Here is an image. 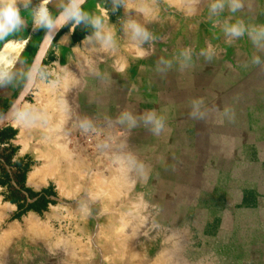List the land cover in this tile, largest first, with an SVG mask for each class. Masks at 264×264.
Here are the masks:
<instances>
[{
  "label": "crops",
  "instance_id": "0c3cea01",
  "mask_svg": "<svg viewBox=\"0 0 264 264\" xmlns=\"http://www.w3.org/2000/svg\"><path fill=\"white\" fill-rule=\"evenodd\" d=\"M15 3L23 23L0 39V49L18 45L14 64L0 61V116L49 29L36 26L41 0ZM69 3L46 7L54 20ZM81 8L94 31L78 41L76 21L52 31L29 93L42 106L25 142L41 141V162L24 189L14 165L0 175V264H51L54 229L56 264H264V0ZM233 25L243 34L227 31ZM148 113L162 119L159 134ZM19 125L0 127L15 132L1 148L21 149ZM25 188L43 191L45 210L17 216L37 198Z\"/></svg>",
  "mask_w": 264,
  "mask_h": 264
},
{
  "label": "clouds",
  "instance_id": "9594fccd",
  "mask_svg": "<svg viewBox=\"0 0 264 264\" xmlns=\"http://www.w3.org/2000/svg\"><path fill=\"white\" fill-rule=\"evenodd\" d=\"M49 2L50 0H41V4L34 14L37 27L43 24V26L55 31L68 20L74 19L76 23H80L81 20L85 18V14L83 13L81 6L86 2V0H70L69 6L65 7L60 16H58L55 20L52 19L46 7ZM0 4H4V6L0 7V39H3L5 35L16 29L23 23V21L15 0H7L6 3H4V0H0ZM222 7V3L212 5L213 10ZM237 7H240L238 3L233 4L232 10L235 11ZM96 23L98 24V21ZM131 26L136 36H142L144 40L149 38L148 32L142 29L139 25L132 24ZM227 31L234 36H240L243 34V28L239 25H233L227 29ZM255 62L259 63V60L257 59ZM143 119H145L146 122L154 124L152 131L156 134H159V132L164 128L162 119L156 118L155 113H148L145 117H143Z\"/></svg>",
  "mask_w": 264,
  "mask_h": 264
},
{
  "label": "rangeland",
  "instance_id": "374dc122",
  "mask_svg": "<svg viewBox=\"0 0 264 264\" xmlns=\"http://www.w3.org/2000/svg\"><path fill=\"white\" fill-rule=\"evenodd\" d=\"M40 69H41V65L39 67V73H40ZM35 80H36V78H35ZM35 80H34V82H35ZM33 85H34V83H33ZM29 96H31V97H29V100L26 99L23 103L25 105H27L28 107L33 108L34 112L37 113L38 110L42 106V101L36 99V97L34 95L30 94ZM23 103H22V105H23ZM44 103L45 104L50 103L49 107L51 109H53L54 111L57 108V102L56 101L44 102ZM22 105H21V107H22ZM21 107H20L19 113L17 114L19 116V118H21L23 116L21 114V112H22L21 111V109H22ZM17 115L13 116L12 120H11V122H13L15 124H20L19 125V129L21 131H20V134H19L18 138L20 140V144H21L22 147H21L20 150H17V151L20 154H24L25 152H28V154H31V156L28 157V159H29L28 161L30 163L39 164L41 162V159H42V155H41V151H42L41 141L37 140V141H32V142H30V141L25 142V136H26V132L25 131H27V128L25 126L26 123L24 124L22 122L23 121V117H22V121L20 122V120H18L19 118H18ZM20 115H22V116H20ZM17 148L19 149V147H17ZM57 151L58 150L56 148H52L51 149V155H53L55 158L57 157ZM7 152L8 151H5V150H3V148L0 147V171L3 174H5L6 176H8L9 174H13V171H14V170H12V168L10 169L9 164H7L6 161H5V157L4 156L7 154ZM261 153H262L261 155L264 156V150L261 151ZM30 159H31V161H30ZM11 167H12V165H11ZM16 171H17V174H19V170L16 169ZM51 232H52V234H51ZM49 236L50 237L52 236V238H51L52 244H50V246H49L50 247V255L54 258V260L53 261L51 260L50 262H51V264H56V254H57L56 250L58 249V245L56 244V241H57V239H56V230L55 229L54 230H50ZM61 248H62V246H61Z\"/></svg>",
  "mask_w": 264,
  "mask_h": 264
},
{
  "label": "trees",
  "instance_id": "16d2710c",
  "mask_svg": "<svg viewBox=\"0 0 264 264\" xmlns=\"http://www.w3.org/2000/svg\"><path fill=\"white\" fill-rule=\"evenodd\" d=\"M73 22H75L74 19L72 20H68V22H66L64 28H68ZM77 28H79L81 30V32L79 34H76L77 32ZM94 31V27L88 23L86 17L81 20L80 23H78V25L76 26V29L74 30V41H78L80 39H82L86 34H91ZM14 130L12 128L7 129L6 132H1L0 133V144L2 143L1 141H3L4 139L8 140L10 138V136H12L14 134ZM3 150L8 151L7 154L4 156L5 157V161L7 164L9 165H14L16 167L17 170H19V174H17V182L18 184H20V188L24 189V176L25 173L29 170V167L31 165V163L29 161L23 162L22 160H16L15 162L12 163L11 159L12 156L15 154V152L17 151V147H12L9 146L8 148H4ZM0 175L6 176L5 174H3L0 171ZM1 183H7L6 180H2ZM25 190L27 191L29 196L32 197H36V200H34L31 203H28L25 207L22 208V210L18 211L17 216H19L21 213L27 211V210H33V211H42L45 210L47 207V201L45 199L41 198V194H43V191H39V192H35L29 188H25ZM46 193V192H44ZM21 198L19 196H17V198H14L13 196L10 197H6L5 200H9L11 202H17L19 203V200Z\"/></svg>",
  "mask_w": 264,
  "mask_h": 264
},
{
  "label": "water",
  "instance_id": "95a60500",
  "mask_svg": "<svg viewBox=\"0 0 264 264\" xmlns=\"http://www.w3.org/2000/svg\"><path fill=\"white\" fill-rule=\"evenodd\" d=\"M68 6H69V4L66 5V7H68ZM63 10L61 12H63ZM61 12L55 17V19L58 16H60ZM51 34H52V30L48 29L46 35L43 37V39L39 45L37 52L35 53V55L33 57L27 78H26L21 90L19 91V93L16 97L13 106L11 107V109H9V111H7L2 116H0V127L6 123L11 122L12 117L19 113L22 103L26 100L28 94L30 93V91L32 89V85H33L32 83H33L34 77L36 75H38V73H39V67L41 65V60L43 57L44 49H45L46 45L48 44L49 40L51 39L50 38ZM14 105H15V108H14Z\"/></svg>",
  "mask_w": 264,
  "mask_h": 264
},
{
  "label": "bare ground",
  "instance_id": "6f19581e",
  "mask_svg": "<svg viewBox=\"0 0 264 264\" xmlns=\"http://www.w3.org/2000/svg\"><path fill=\"white\" fill-rule=\"evenodd\" d=\"M172 1H175V2H179V0H172ZM190 1H192V0H190ZM202 2V1H201ZM184 3V2H183ZM150 9V8H149ZM147 10V9H146ZM148 11H151V10H148ZM151 13V12H150ZM37 76V75H36ZM36 76L34 77V80H35V78H36ZM34 80H33V83H34ZM32 83V84H33ZM33 86V85H32ZM45 90H47V89H45ZM14 108H15V105H14ZM22 109H21V114L23 115H20V116H22L23 117V121H22V117L21 118H19V116H18V120H20V122L22 121L24 124L25 123H29L35 116H36V113L34 112V109L33 108H31V107H28L27 105H25L24 103H23V105H22V107H21ZM13 111V110H12ZM65 129V128H64ZM64 142V141H63ZM57 143V142H56ZM76 147V146H75ZM24 148V147H23ZM51 168V167H50ZM75 170V169H74ZM38 171V170H37ZM116 173V172H115ZM35 174V173H34ZM29 176V175H28ZM123 176V175H122ZM94 179V178H93ZM103 181H105V180H103ZM108 183V182H107ZM115 190V189H114ZM117 191V190H116ZM107 193H110V192H107ZM119 193V192H118ZM111 194V193H110ZM120 194V193H119ZM6 205V204H5ZM135 209V208H134ZM2 216V215H1ZM0 216V217H1ZM34 218V217H33ZM30 221V220H29ZM33 224V223H32ZM10 227H13V226H10ZM119 229H121V228H119ZM118 229V230H119ZM108 231H109V229H108ZM31 233V232H30ZM33 233V232H32ZM122 233V232H121ZM5 234V233H4ZM61 236V235H60ZM117 237V236H116ZM66 240V239H65ZM56 241V240H55ZM64 243V242H63ZM64 250V249H63ZM72 251V250H71ZM71 255V254H70ZM168 255V254H167ZM166 257V256H165ZM75 259V258H74ZM164 259V258H163ZM172 260V259H171ZM170 260V261H171ZM169 261V260H168ZM83 262V261H82ZM173 263V262H172ZM171 264V263H170Z\"/></svg>",
  "mask_w": 264,
  "mask_h": 264
},
{
  "label": "snow or ice",
  "instance_id": "6c2138e0",
  "mask_svg": "<svg viewBox=\"0 0 264 264\" xmlns=\"http://www.w3.org/2000/svg\"><path fill=\"white\" fill-rule=\"evenodd\" d=\"M18 45L9 44L6 45L3 49H0V61H3L4 63L8 64L9 66L14 64V60L8 59V56H18L17 51Z\"/></svg>",
  "mask_w": 264,
  "mask_h": 264
}]
</instances>
